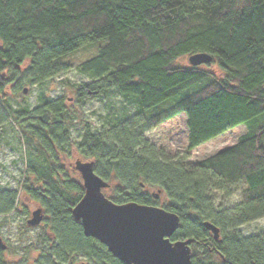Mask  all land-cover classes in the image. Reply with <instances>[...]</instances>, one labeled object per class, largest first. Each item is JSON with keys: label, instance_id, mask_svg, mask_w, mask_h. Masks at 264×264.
Wrapping results in <instances>:
<instances>
[{"label": "trees", "instance_id": "trees-1", "mask_svg": "<svg viewBox=\"0 0 264 264\" xmlns=\"http://www.w3.org/2000/svg\"><path fill=\"white\" fill-rule=\"evenodd\" d=\"M86 45L94 46L92 56L77 69L92 81L72 86L75 104L113 90L136 112L98 132L79 119L81 136L71 140L75 114L63 99L13 107L7 90L22 76L34 85L66 72L69 57ZM198 53L212 61L175 63ZM182 113V153L145 138ZM6 120L42 159L26 171L37 181L64 179L44 183L42 192L27 189L35 200L43 197L47 221L37 240L48 259L88 253L91 264H121L72 221L83 194L69 176L76 155L94 161L95 173L113 185L116 204L159 205L149 191L160 190L161 208L180 219L170 240H193L191 264H264V232L238 231L264 218V0H0V125ZM240 125L247 132L233 146L189 162L192 150ZM32 184L25 180L26 188ZM233 187L239 201L215 208L209 195L229 197ZM14 200V193L0 191V213L12 210ZM205 221L219 229V242L202 227Z\"/></svg>", "mask_w": 264, "mask_h": 264}, {"label": "rangeland", "instance_id": "rangeland-1", "mask_svg": "<svg viewBox=\"0 0 264 264\" xmlns=\"http://www.w3.org/2000/svg\"><path fill=\"white\" fill-rule=\"evenodd\" d=\"M93 50L94 46L86 45L73 53L69 57L71 58V67L66 72L57 75L43 84H25L26 78L22 76L18 81L17 87L11 85L7 90L11 105L13 107L27 105L32 109L39 106L44 101L63 99V104L75 114V116L72 117L74 119L73 126L69 130V137L71 140H75L81 136L80 120L86 123L92 132H98L99 130L107 129L114 122H121L122 117L136 112L133 105L124 102L113 90L87 98L82 105L75 104V95L72 91V86L81 83L88 84L92 81L87 75L81 74L78 71L77 65L83 60L91 57ZM175 63L178 66H190L187 57L179 58ZM21 70L23 69L21 68L20 71ZM202 85L203 83L195 84L165 103L178 101L197 90ZM19 86L21 88L16 92ZM24 88H27L26 93H23L21 90ZM185 117V114H179L159 127L146 131L144 136L157 148L163 149L172 154L177 152L182 153L187 146ZM246 132L247 127L245 125H240L224 132L192 150L189 162L201 161L217 152L233 146L238 138ZM23 140V132L21 133L10 120H6L0 125V191L6 189L17 191L21 184L25 186L26 179L33 182V180L30 179L35 178L30 172L26 171V168L28 166L42 165V159L30 149L25 148ZM75 159H77L76 155L73 156L71 161L72 164ZM81 160L88 161L89 159ZM71 163L69 164V167L71 166ZM69 176L73 181H76L75 179H77L81 182L76 171L70 170ZM80 185L82 186V182ZM103 193L106 197L111 199L113 188H109ZM20 194L22 202L27 204L28 208H31L29 202L23 198L25 195H28L23 188L20 191ZM209 198L212 200L215 208L221 207L224 208L223 210H226L227 208L233 207L239 201L240 197L236 187H233L230 189L229 197H224L222 193H215L210 194ZM158 199L161 204L163 202L161 196ZM3 226L2 233L11 235L13 233L17 234L22 225L19 221L13 223L11 219L8 218L3 222ZM238 231L244 237L261 234L264 232V218L243 225ZM22 232V240L24 239L23 244L27 245L28 243H34L38 231L23 230ZM193 252L194 251L191 250V256Z\"/></svg>", "mask_w": 264, "mask_h": 264}, {"label": "water", "instance_id": "water-1", "mask_svg": "<svg viewBox=\"0 0 264 264\" xmlns=\"http://www.w3.org/2000/svg\"><path fill=\"white\" fill-rule=\"evenodd\" d=\"M211 61L210 55L201 53L188 58L193 67ZM26 92L24 88L23 93ZM72 168L80 174L83 188L82 196L72 208V216L80 222L85 237L97 239L123 264H191L193 240L170 241L179 227L177 214L134 202L116 204L101 191L109 185L95 173L93 162L76 159ZM41 219V210H36L27 224L37 225ZM202 227L215 242L220 241L216 226L205 221ZM4 248L0 239V249Z\"/></svg>", "mask_w": 264, "mask_h": 264}, {"label": "flooded vegetation", "instance_id": "flooded-vegetation-1", "mask_svg": "<svg viewBox=\"0 0 264 264\" xmlns=\"http://www.w3.org/2000/svg\"><path fill=\"white\" fill-rule=\"evenodd\" d=\"M30 180H33L32 183L38 182L37 179H30ZM59 181L63 182L64 179H57V178L41 179L40 183L41 184L48 182L57 183ZM22 188L27 193L26 186L22 184L19 186L17 191H14L13 189L2 190V191L12 192V194L14 193L15 200L12 210H10L7 213H0V239L5 245L4 249H0L1 250L0 264H91L90 255L88 253L83 254V256L80 254L66 253L56 258L55 260L48 259L46 255L47 252L44 249L45 244H40L39 240H37L38 234L42 231V228L44 227L47 221L45 207L43 206L41 201L38 200L39 198H43V197L37 194L38 199L35 200L34 198L25 195V197L23 198H25L31 206V208H28L27 204L22 202V197L20 194ZM40 188H42V186ZM152 206L161 207L160 204L158 205L156 203ZM36 210H41V215H42L41 221L37 225H28L27 221L32 218V213ZM71 217L73 220L74 218L72 216V209H71ZM8 218H10L13 223L19 221V223L22 225L21 228H19L17 234L13 233L10 235L7 233H2V227H4L3 222H5V220H7ZM77 223L79 224L78 227L81 228L82 235L84 236L80 222ZM23 230L38 231L34 243H28L27 245L23 244L24 243V239L22 240ZM47 232L49 231H46L45 234ZM85 238H91V237H85ZM93 263H96V261H93Z\"/></svg>", "mask_w": 264, "mask_h": 264}, {"label": "bare ground", "instance_id": "bare-ground-1", "mask_svg": "<svg viewBox=\"0 0 264 264\" xmlns=\"http://www.w3.org/2000/svg\"><path fill=\"white\" fill-rule=\"evenodd\" d=\"M81 160V159H80ZM75 161V160H74ZM87 162H93V167H94V161L92 160V159H90V160H88ZM75 171V170H74ZM78 176H79V178H80V180H81V182H82V178H81V176H80V174L78 173ZM78 178V177H77ZM76 180V182H78L79 183V185L81 184V182L79 181V180H77V179H75ZM105 181V180H104ZM105 182H107V181H105ZM108 183V187H106V188H104V189H102L101 191L102 192H104L105 190H107V189H111L112 188V184L111 183H109V182H107ZM42 186V188H40ZM26 189H31V190H39V191H44L45 190V188L43 189V184H41L40 183V180L38 181V182H34L33 184H32V186L31 187H28V188H26ZM73 194V193H72ZM149 194H151V197L152 198H154L155 196H159L160 195V190H158V191H149ZM158 199V198H157ZM139 205H143V204H139ZM144 206H152V205H144ZM77 226H79V224L77 223V222H79V221H77V220H75V219H73L72 220ZM177 230H178V228H177ZM176 230V231H177ZM175 231V232H176ZM174 232V233H175ZM172 237V236H171ZM171 237H170V239H171ZM94 239V238H93ZM96 241H98L97 239H95ZM171 241V240H170ZM99 242V241H98ZM172 242V241H171ZM175 242H178V241H175ZM175 242H172V243H175ZM100 243V242H99ZM28 248H29V246H28ZM190 250H191V247H190ZM107 252L113 257V258H115L118 262H120L116 257H114L108 250H107ZM121 264H123L122 262H120Z\"/></svg>", "mask_w": 264, "mask_h": 264}]
</instances>
